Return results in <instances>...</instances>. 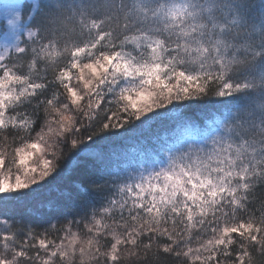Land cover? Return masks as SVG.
I'll return each mask as SVG.
<instances>
[{
  "label": "snow or ice",
  "instance_id": "6c2138e0",
  "mask_svg": "<svg viewBox=\"0 0 264 264\" xmlns=\"http://www.w3.org/2000/svg\"><path fill=\"white\" fill-rule=\"evenodd\" d=\"M0 169V264H264V0H2Z\"/></svg>",
  "mask_w": 264,
  "mask_h": 264
},
{
  "label": "trees",
  "instance_id": "16d2710c",
  "mask_svg": "<svg viewBox=\"0 0 264 264\" xmlns=\"http://www.w3.org/2000/svg\"><path fill=\"white\" fill-rule=\"evenodd\" d=\"M73 82L75 83V81H73ZM218 99L219 98H214L212 101L208 102L205 105V107L208 110H213L215 107L218 106V103H217ZM193 111H200V108L193 109ZM154 127H161L160 122H155ZM120 139H121L120 137H113L112 138L113 141H117V142L120 141ZM109 142L110 141H105V143H109ZM73 156H74V154L66 155V158L62 160V167H64L65 169L71 168L72 161H73ZM6 163H7V161H6ZM0 171H3V169H0ZM14 174H15V169H13V173L12 174H9V176H8L9 180H13L14 179ZM45 195H47V193H45ZM9 207L11 209H14L15 214L17 215L18 218H19L20 215H22L20 208L16 207L15 205H10ZM32 219H33V221H35L37 223H39L41 221V218L38 217V216H34ZM31 226L36 227V224L32 223ZM46 227H48V225L40 223V226L36 227V231H38L40 233H43V230ZM3 234H6V233L0 232V237H2ZM60 235L62 236L63 234L61 233ZM234 235H236V234H234ZM48 239H56V234L53 232L52 234L49 235ZM64 242L67 243V241H64ZM192 247L193 248L199 247L198 240H194L193 241ZM257 255H259V254L257 253ZM190 264H200V261L193 260V261H190Z\"/></svg>",
  "mask_w": 264,
  "mask_h": 264
},
{
  "label": "rangeland",
  "instance_id": "374dc122",
  "mask_svg": "<svg viewBox=\"0 0 264 264\" xmlns=\"http://www.w3.org/2000/svg\"><path fill=\"white\" fill-rule=\"evenodd\" d=\"M0 2H2V0H0ZM32 159L34 160V159H35V157H33ZM29 163H31V161H30Z\"/></svg>",
  "mask_w": 264,
  "mask_h": 264
}]
</instances>
